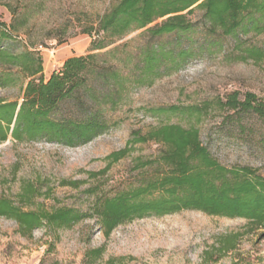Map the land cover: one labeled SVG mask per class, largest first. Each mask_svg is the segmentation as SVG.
Listing matches in <instances>:
<instances>
[{
  "label": "rangeland",
  "instance_id": "obj_1",
  "mask_svg": "<svg viewBox=\"0 0 264 264\" xmlns=\"http://www.w3.org/2000/svg\"><path fill=\"white\" fill-rule=\"evenodd\" d=\"M114 2L0 0V24L11 34L4 45L13 52H38L42 77L47 81L68 57L87 53L95 36L84 34V30L96 27L97 19ZM187 18L195 21L198 13ZM178 41L197 47L202 43L200 30L179 39L175 34L150 39L144 29L137 30L99 55L125 74L126 58L130 56L133 69L145 45L160 43L173 49ZM259 41L253 35L240 38L243 44ZM218 44L202 52L194 49L181 68L150 85H138L130 75L119 103L106 114L109 128L87 144L70 148L45 140L16 142L8 136L0 143V198L23 210L71 208L92 214L99 199L127 190L151 174V170L134 168L154 160L160 145L130 144L132 132L145 134L166 123L196 128L201 142L219 163L229 168L248 166L264 177V119L251 113L233 114L219 105L231 92H238L240 98L252 93L264 100V59L259 63L233 61L234 42L220 38ZM112 50H116L113 57L104 56ZM11 75V83L0 88V101L21 102L25 81L14 69ZM170 106L178 110L155 111ZM191 106L200 109L199 118L183 111ZM74 110L73 103L63 104L57 115ZM125 148L129 151L122 159H106ZM27 186L33 188V196L20 197ZM246 223L244 219L182 210L134 219L118 225L107 237L94 217L68 229L42 225L30 237H23L16 222L0 217V264H264V228L250 231ZM235 233L240 234L235 248L219 254L215 250L218 239ZM96 249L102 250L99 255L93 253Z\"/></svg>",
  "mask_w": 264,
  "mask_h": 264
},
{
  "label": "trees",
  "instance_id": "obj_2",
  "mask_svg": "<svg viewBox=\"0 0 264 264\" xmlns=\"http://www.w3.org/2000/svg\"><path fill=\"white\" fill-rule=\"evenodd\" d=\"M194 12L198 13V19L192 21L187 17ZM158 20L160 23L154 24ZM0 26L3 27L0 28V88L11 83L12 69L25 81L21 102L0 101V143L9 136L16 142L45 140L70 148L87 144L109 128L106 114L119 103L130 75L134 83L150 85L181 68L194 55V49L202 52L220 46V38L234 42L233 61L259 63L264 59V0H115L97 19L96 27L84 30V34L95 36L87 53L68 57L47 81L42 77L41 55L28 49L11 51L4 45L11 34L6 32L5 24ZM142 29L150 39L171 34L179 39L180 35L200 30L202 43L193 47L192 43L178 41L173 49L160 43L147 44L141 48L133 69L130 70V56L126 58L125 74L99 55L116 41ZM249 35L259 37V43H240L241 37ZM115 51L104 56L113 57ZM67 103H73L76 112L58 116L57 110ZM219 105L233 114L251 113L264 119V100H258L252 93L240 98L238 92H231ZM177 110L170 106L155 111L175 113ZM183 111L200 116L198 107ZM146 142H154L160 149L154 160H147L134 170L148 169L151 174L127 190L99 199L92 214L71 208L23 210L9 199L0 198V217L16 222L23 237H30L42 225L55 230L68 229L91 217L107 237L118 225L134 219L182 210L244 219L250 231L264 228V177L256 169L229 168L219 163L194 127L166 123L145 134L132 132L130 144ZM128 151L125 148L106 159L116 162ZM33 192L27 186L19 196L30 198ZM239 236L235 233L220 237L215 250L219 254L233 250ZM101 251L96 249L93 253L99 255Z\"/></svg>",
  "mask_w": 264,
  "mask_h": 264
}]
</instances>
